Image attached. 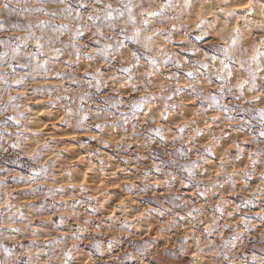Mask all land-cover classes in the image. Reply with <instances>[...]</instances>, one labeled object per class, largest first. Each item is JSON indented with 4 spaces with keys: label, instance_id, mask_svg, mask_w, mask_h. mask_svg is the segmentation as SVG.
<instances>
[{
    "label": "clouds",
    "instance_id": "9594fccd",
    "mask_svg": "<svg viewBox=\"0 0 264 264\" xmlns=\"http://www.w3.org/2000/svg\"><path fill=\"white\" fill-rule=\"evenodd\" d=\"M0 264H264V0H0Z\"/></svg>",
    "mask_w": 264,
    "mask_h": 264
},
{
    "label": "rangeland",
    "instance_id": "374dc122",
    "mask_svg": "<svg viewBox=\"0 0 264 264\" xmlns=\"http://www.w3.org/2000/svg\"><path fill=\"white\" fill-rule=\"evenodd\" d=\"M41 119H42V120H46L47 118H46V117H44V116H42V117H41Z\"/></svg>",
    "mask_w": 264,
    "mask_h": 264
}]
</instances>
